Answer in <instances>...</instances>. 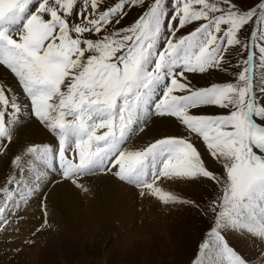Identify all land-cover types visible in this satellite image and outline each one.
I'll list each match as a JSON object with an SVG mask.
<instances>
[{
  "label": "snow or ice",
  "instance_id": "1",
  "mask_svg": "<svg viewBox=\"0 0 264 264\" xmlns=\"http://www.w3.org/2000/svg\"><path fill=\"white\" fill-rule=\"evenodd\" d=\"M133 8L143 11L117 27ZM230 51L240 57L234 65ZM229 67L240 69L234 82L196 87L189 79ZM0 68L52 137L9 161L0 231L53 181L88 193L84 178L111 175L143 198L196 209L163 185L207 181L218 194L206 203L212 223L193 264H264V0H0ZM24 103L0 78V155ZM168 124L183 132L125 148L132 135ZM43 216L33 236L52 227L46 206ZM230 235L257 255L238 251Z\"/></svg>",
  "mask_w": 264,
  "mask_h": 264
},
{
  "label": "rangeland",
  "instance_id": "2",
  "mask_svg": "<svg viewBox=\"0 0 264 264\" xmlns=\"http://www.w3.org/2000/svg\"><path fill=\"white\" fill-rule=\"evenodd\" d=\"M108 2L111 3V0H108ZM142 11L143 9L140 8L131 9L129 14L121 21L120 25H117V27L131 24L138 18ZM239 59L240 57L234 51H230L226 56V60L232 65H234ZM239 70V68L229 67L227 72L211 71L210 73L203 75L189 74V79L196 87H205L211 83L234 82L235 74ZM6 73L13 80V84H17L15 79L8 72ZM8 84L9 83H7V85ZM22 97L27 102V98L23 95ZM27 106H29V102H27ZM208 111L221 114L225 110L213 108ZM24 112H27V110H24ZM21 119L22 123L17 129L23 127L22 125L24 121L23 118ZM31 119H34V121L38 123L37 126L43 127L34 117H29V121ZM43 129L46 132L44 137L48 136L44 138V141L38 142L37 144L47 143L52 140V137L47 130L44 127ZM182 132V128L175 126L172 130L162 132L150 141L143 140L141 142L138 141V134L140 133H137L127 140L125 148L129 150L133 148H141L161 135L180 134ZM14 144L12 145L11 143L8 146L6 154L0 155V163H4L5 166V172L2 175V179H0V185H4L6 178L12 174L9 167V161L14 155L18 154L25 145ZM197 144L210 169L217 174H220L222 172L221 166L207 156L204 152L203 146L200 145L199 142H197ZM53 175L56 178H59V172H54ZM82 182L87 186L86 183L88 181L86 182V179H83ZM47 187L43 190L42 195L34 196L36 197V204L39 202L38 206L40 207L39 210H41L42 216L44 206L47 207V205H45L48 191ZM163 187L166 190L174 191L178 195L189 200L196 201L201 207L196 209L194 207L183 205L161 206L162 204L153 198H144V202L143 197L138 194L139 191L132 187L131 194L136 201V205L134 206V223L136 226L133 228L121 229L117 226L118 223H115L114 225H116L117 228L114 231L110 229L97 233L89 232L88 241L90 242V245H86L85 251L83 250L82 254L76 245H73V247L68 246L67 244H61L64 245V247L61 249V253H58V250H55L58 248L56 247V244H46V238L51 235L44 234L49 232L52 233V235H56V233L62 228V226L57 224L54 215L52 214L50 216L48 209L47 220L52 227L33 236L32 233L40 227L43 221L41 223H35L29 221L27 217L25 218L26 208L22 205L18 210V216L17 213L14 212L13 216L9 217L10 225L7 227V230L0 231V264H74L76 261H79V263L82 264H193V261L198 254V244L205 236L206 231L212 223L211 217L204 209L207 201L213 199L218 194V188L207 181L192 183L191 185H170L166 183ZM147 199L150 201H146ZM152 201H154V203L151 205V208L140 204V202H144V205H146ZM143 213H147L149 216L145 217L143 216ZM147 221H150L148 226L146 225ZM136 227H143L146 231L143 232L142 230H137ZM64 233L65 231H61L57 236L59 237ZM146 237L149 240L144 239ZM60 238V240L66 242V239L63 240L64 237ZM28 239L34 240V244H25L24 241ZM228 239L238 251L244 253L246 256L254 257L257 255L256 249L243 238L230 235ZM46 246L49 247L47 248ZM28 255L31 256L28 257ZM70 256H73L74 258H71ZM83 256L86 257L85 260L83 259L85 258ZM31 257L32 259H30Z\"/></svg>",
  "mask_w": 264,
  "mask_h": 264
},
{
  "label": "bare ground",
  "instance_id": "3",
  "mask_svg": "<svg viewBox=\"0 0 264 264\" xmlns=\"http://www.w3.org/2000/svg\"><path fill=\"white\" fill-rule=\"evenodd\" d=\"M0 78L9 83L8 86L13 88L19 94L20 100L25 102L24 109L27 110V112H23L22 114L21 118H23L24 121L22 125L23 127L17 129L12 145L14 143V145H29L44 141V138L48 135L44 137L46 132L43 127L37 126L38 123L35 122L34 119L29 121V117L31 118V115L29 114V106H27V102L23 99L20 89L18 88V84H13V80L4 70H2V68H0ZM175 126V124L157 125L152 132L147 134H138V141H150L152 138L160 135V133L172 130ZM4 172V163H0V179H2ZM56 179L58 180L59 178ZM84 179H86V182L88 181L87 183L85 182L87 187L90 189L88 193L81 191V189L67 181H53L47 187L48 191L45 199V205H47L46 209H48L50 216L52 214L54 215V219L57 221V224L62 226V228L56 233V235H52V233L49 232H46L44 235H51L47 238L45 237L47 239L46 244H56V247L58 248L55 250H58V253H61V249L64 247V245L61 244H67L68 246L76 245L82 254L83 250L85 251L86 245H90V242L88 241L89 232L97 233L110 229L114 231L117 226L121 229H128L136 226L134 223V206L136 205V201L134 200V196L131 194V186L126 185L109 175H95ZM146 201L150 200L147 199ZM144 202H140V204L148 208H151V205L154 203V201H152L149 202L150 205L149 203L144 205ZM38 203L39 202L36 204V197H32L29 203L23 204L26 208L25 218L27 217L29 221L35 223H41L44 220V216L41 215V210H39L40 207L38 206ZM143 216L147 217L149 215L147 213H143ZM115 223H118V225H114ZM149 223L150 221H147L146 225L148 226ZM136 229L142 230L143 232L146 231L143 227H136ZM61 231H65V233L58 237L57 235ZM60 237H64L63 240L66 239V242L60 240ZM144 239L149 240L147 237ZM29 256L31 255H28V257ZM70 257L74 258L73 256ZM30 259H32V257ZM83 259L85 260L86 257ZM74 264L82 263L76 261Z\"/></svg>",
  "mask_w": 264,
  "mask_h": 264
}]
</instances>
